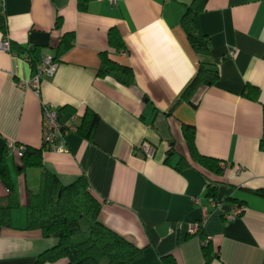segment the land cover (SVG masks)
<instances>
[{
	"label": "crops",
	"instance_id": "1",
	"mask_svg": "<svg viewBox=\"0 0 264 264\" xmlns=\"http://www.w3.org/2000/svg\"><path fill=\"white\" fill-rule=\"evenodd\" d=\"M78 1L0 0V43L5 35L27 50H0V159L19 202L0 233V264H35L56 245L26 229L30 193L40 191L43 172L62 185L86 178L101 205L99 222L141 251L129 264H165L167 256L175 264H203L206 245L208 264H264V198L253 193L264 189V0H207L198 16L206 56L192 49L180 25L193 0H117L113 7L86 0L85 10ZM110 28L125 51L108 44ZM68 34L71 45L56 59ZM102 53L131 68L132 86L97 75ZM47 55L58 67L42 80L39 96L19 87L31 78L27 56L36 62ZM201 61L216 68L218 79L176 103ZM43 104L57 108L63 122L76 114L79 125L86 110L99 120L90 140L68 134L67 152L42 150L41 167L21 170L11 146L41 149ZM184 125L194 127L197 151L223 165L221 175L192 160ZM143 143L154 147L151 158L140 151ZM208 186L216 188L217 207L209 205ZM202 207L208 216L201 231L188 234ZM238 208L233 220L225 218Z\"/></svg>",
	"mask_w": 264,
	"mask_h": 264
},
{
	"label": "trees",
	"instance_id": "2",
	"mask_svg": "<svg viewBox=\"0 0 264 264\" xmlns=\"http://www.w3.org/2000/svg\"><path fill=\"white\" fill-rule=\"evenodd\" d=\"M207 0H193L185 9L180 25L185 32L192 49L199 55L209 53L207 38L201 33L198 25V16L204 10ZM78 7L85 10L86 0H79ZM59 26L60 21H57ZM73 35H64L55 58L66 51L72 42ZM108 44L116 51H125L122 38L116 28H110L107 33ZM11 50L18 55L27 52L25 49L14 47ZM15 51V52H14ZM29 52V51H28ZM30 56H32L30 51ZM31 61L34 59L31 57ZM99 77L111 75L119 84L130 87L134 84L131 68L110 60L106 53L100 55V67L97 71ZM218 79V72L211 64L201 61L192 81L182 92L179 101L189 102V99L200 86L212 85ZM253 97L257 89L248 87ZM98 116L86 110L81 116L77 127L79 136L90 140L98 123ZM182 134L187 142L192 160L205 172L219 176L223 172L217 159L200 154L195 147V130L193 126L184 125ZM26 147L20 160V169L41 167V151ZM0 180L7 190V196L0 198V233L1 230L11 226V213L19 206L17 197L13 193V182L5 160L0 159ZM215 187L208 186L207 195H215ZM253 193L264 198V189ZM100 203L89 190L84 176L76 178L68 185H62L56 176L43 172L41 189L30 193L27 211L26 229L39 230L43 237L56 239V245L45 250L36 258L35 264L52 263L66 259L68 264H129L140 256V249L105 227L98 220ZM204 263L210 261V251L203 246ZM165 264H175L170 256L162 258Z\"/></svg>",
	"mask_w": 264,
	"mask_h": 264
},
{
	"label": "built area",
	"instance_id": "3",
	"mask_svg": "<svg viewBox=\"0 0 264 264\" xmlns=\"http://www.w3.org/2000/svg\"><path fill=\"white\" fill-rule=\"evenodd\" d=\"M98 1H105L113 7L116 5L117 0ZM0 50L11 54L13 53L11 50V43L5 35L1 40ZM27 60L31 65V78L27 82H19L17 85L21 88L29 87L37 96H39L40 84L42 80L51 78L55 74L58 67V61L49 55L40 57L36 62H32L30 56H27ZM76 117V114L72 115L68 121L63 122L57 108L49 104H43L41 114V148L44 151H51L55 153L67 152L65 138L68 134L77 132L78 125L75 123ZM11 147L19 158L23 156L26 150V147L23 145H13ZM139 149L145 158H151L153 156L154 147L152 145L143 143ZM196 201L198 202V200ZM208 202L211 207H217L213 198H209ZM240 212V208H238L236 212L226 214L225 218L227 220H233L240 214ZM207 216V208L202 207V218L198 222L188 225L187 233L198 234L201 231L203 222Z\"/></svg>",
	"mask_w": 264,
	"mask_h": 264
}]
</instances>
